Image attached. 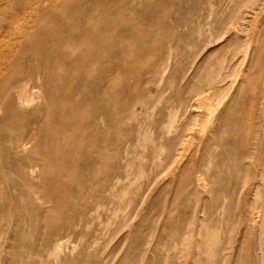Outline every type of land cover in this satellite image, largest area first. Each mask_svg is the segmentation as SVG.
Instances as JSON below:
<instances>
[{
	"label": "rangeland",
	"instance_id": "obj_1",
	"mask_svg": "<svg viewBox=\"0 0 264 264\" xmlns=\"http://www.w3.org/2000/svg\"><path fill=\"white\" fill-rule=\"evenodd\" d=\"M34 1L0 0V48L21 41ZM97 1L98 22L121 10L136 33L119 19L101 31L112 46L90 49L109 54V128L91 134L97 70L57 65L42 89L39 67L20 114L0 102V264H264V168L239 157L264 140V0ZM27 73L0 68V83ZM220 121L247 143L208 154Z\"/></svg>",
	"mask_w": 264,
	"mask_h": 264
},
{
	"label": "bare ground",
	"instance_id": "obj_2",
	"mask_svg": "<svg viewBox=\"0 0 264 264\" xmlns=\"http://www.w3.org/2000/svg\"><path fill=\"white\" fill-rule=\"evenodd\" d=\"M130 1L133 2L136 0ZM32 5V9L30 10L31 12L28 13V22H30V26L26 29L18 30L17 32L21 41L16 42V44L12 46L6 44L0 48V68L8 67L10 65H22L29 71V73H27L28 75L13 76L7 82L3 84L0 83V102L3 103V109L11 114L21 113V107L32 100V91L30 90L35 87L34 76L37 74L39 67H43L44 72L48 73L47 77H44L42 81V89H44L45 86H47L56 76V70L58 68L55 69L54 67L57 65L62 64L73 68L97 70V77L92 82L90 90L96 94V97L93 98V103L95 105H101L104 109L100 114L99 119L94 117L92 118L91 122L94 129L91 131V134L99 135L95 125L99 124L103 127V129H107V127L109 128L111 124V114L106 111L108 100L101 103V100L98 98V94L101 92V94L105 95V97L109 96L110 87L112 86L113 81L112 78L108 76L107 66L103 69L99 68L102 60L108 59L109 54L93 53L90 49L93 46L105 48L112 46L114 41L103 37L101 35V31H106L113 27L119 19L123 22V19L125 18L123 17L122 11L118 10L114 13V16L109 18L107 17L103 21L98 22L97 13L99 11L106 13L107 8L103 7L102 4H99L97 0H36ZM0 13L4 12L0 11ZM123 23L124 28H119L121 35L128 34L130 32L133 35L136 34L133 30H131V27L129 26V23L131 22L128 18L125 19ZM8 34L11 33L8 32ZM21 49L34 50V52L24 56L8 55L18 52ZM48 67L50 69H48ZM201 77L203 78L204 76ZM58 83L61 84L62 80L58 79ZM84 88H86L85 84L83 89L78 91L79 95L83 94ZM208 88L209 87L205 88V92ZM76 89L79 88L77 87L75 90ZM198 93L201 94L202 90ZM197 98L198 97L196 96V99ZM203 98L206 99V96ZM261 120L263 121V119ZM189 122L190 121L188 119L183 120L180 128L187 127ZM223 123L224 121H220V125L209 133V145L206 148L208 154L212 153L209 152L211 150V144L216 146H220L222 144L230 146L235 145L238 140V143H247L242 134V123L238 125L237 129L238 131L240 130L238 140H233L232 137L227 139L223 136L225 129L224 125L227 124V122ZM80 125H82L81 122L78 126ZM262 125L264 127V123ZM182 137L186 138L187 134L184 133ZM262 138V135L258 136V134H256L254 137V143L251 144L252 150H241L239 152L241 160L249 163V165L246 164L247 166L252 165L254 169H258L257 173L261 170L260 168H264V140ZM184 141L185 140L182 139L180 146L176 148V157L181 156V151L184 150ZM100 143L103 149L108 148L107 140L104 139L93 145V149H97V156L94 160L96 163L102 160ZM156 148L158 147L155 146L150 151V156L153 159L156 155H159L158 150L160 149L157 150ZM217 156L219 157L220 154H217Z\"/></svg>",
	"mask_w": 264,
	"mask_h": 264
}]
</instances>
